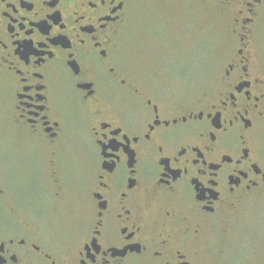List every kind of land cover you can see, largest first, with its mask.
Returning <instances> with one entry per match:
<instances>
[{
	"label": "flooded vegetation",
	"instance_id": "af4514ba",
	"mask_svg": "<svg viewBox=\"0 0 264 264\" xmlns=\"http://www.w3.org/2000/svg\"><path fill=\"white\" fill-rule=\"evenodd\" d=\"M182 1L231 22L199 91L146 73L134 0H0V264H264L257 219L216 235L264 198L263 0Z\"/></svg>",
	"mask_w": 264,
	"mask_h": 264
},
{
	"label": "rangeland",
	"instance_id": "374dc122",
	"mask_svg": "<svg viewBox=\"0 0 264 264\" xmlns=\"http://www.w3.org/2000/svg\"><path fill=\"white\" fill-rule=\"evenodd\" d=\"M133 5L131 42L135 45L137 59L149 69L146 73L165 75L160 83L165 84L168 90H184L193 86L199 91L210 84L224 59L219 49L229 41V15L218 6L213 9L189 6L182 0H134ZM259 11L255 44L264 63V0ZM182 74L187 78H181ZM242 219L250 223L257 219L259 233L264 236V198L250 212L242 210L235 213L229 220L230 225L226 224L216 235L242 233L245 228L241 225ZM224 244L221 243L220 248L231 245ZM255 250L253 254L259 259L264 250L259 246Z\"/></svg>",
	"mask_w": 264,
	"mask_h": 264
}]
</instances>
